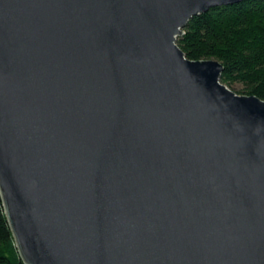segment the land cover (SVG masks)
<instances>
[{
	"label": "water",
	"instance_id": "95a60500",
	"mask_svg": "<svg viewBox=\"0 0 264 264\" xmlns=\"http://www.w3.org/2000/svg\"><path fill=\"white\" fill-rule=\"evenodd\" d=\"M249 0H0V200L23 264H264V101L176 45Z\"/></svg>",
	"mask_w": 264,
	"mask_h": 264
},
{
	"label": "trees",
	"instance_id": "16d2710c",
	"mask_svg": "<svg viewBox=\"0 0 264 264\" xmlns=\"http://www.w3.org/2000/svg\"><path fill=\"white\" fill-rule=\"evenodd\" d=\"M176 45L188 60L218 61L220 82L235 94L264 101V0L216 7L191 18ZM0 264H23L1 200Z\"/></svg>",
	"mask_w": 264,
	"mask_h": 264
},
{
	"label": "rangeland",
	"instance_id": "374dc122",
	"mask_svg": "<svg viewBox=\"0 0 264 264\" xmlns=\"http://www.w3.org/2000/svg\"><path fill=\"white\" fill-rule=\"evenodd\" d=\"M239 96H245V95H239Z\"/></svg>",
	"mask_w": 264,
	"mask_h": 264
}]
</instances>
